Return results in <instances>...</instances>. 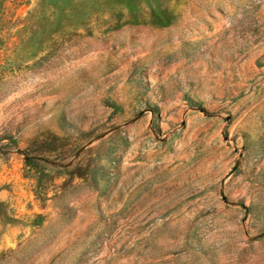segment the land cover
<instances>
[{"label":"rangeland","instance_id":"1","mask_svg":"<svg viewBox=\"0 0 264 264\" xmlns=\"http://www.w3.org/2000/svg\"><path fill=\"white\" fill-rule=\"evenodd\" d=\"M0 264H264V0H0Z\"/></svg>","mask_w":264,"mask_h":264}]
</instances>
